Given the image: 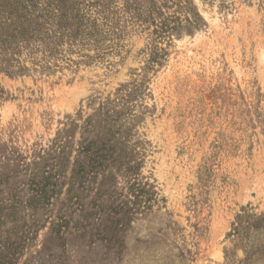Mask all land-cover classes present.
I'll return each instance as SVG.
<instances>
[{"label":"rangeland","instance_id":"rangeland-1","mask_svg":"<svg viewBox=\"0 0 264 264\" xmlns=\"http://www.w3.org/2000/svg\"><path fill=\"white\" fill-rule=\"evenodd\" d=\"M38 1L74 21L0 53V207L54 195L0 264H264V0Z\"/></svg>","mask_w":264,"mask_h":264},{"label":"trees","instance_id":"trees-1","mask_svg":"<svg viewBox=\"0 0 264 264\" xmlns=\"http://www.w3.org/2000/svg\"><path fill=\"white\" fill-rule=\"evenodd\" d=\"M51 6L44 9L38 0H0V53L20 57L22 51H28L29 55L46 52L45 56L53 60L58 54V47L63 43L62 35L68 28L66 26L69 22L73 23L74 19L72 10L71 16L67 17L64 11L61 12L63 9L59 5ZM49 24H56L57 27L48 28ZM62 24L65 27H61ZM69 26L72 28V25ZM192 26L194 29L195 26ZM189 33H192V30ZM69 35L74 37L75 33ZM39 62L42 61H37L36 64L39 65ZM40 69L48 70L47 67ZM18 70L16 74L28 72L25 68ZM30 191L31 197L26 201L8 199L5 205L0 207L2 225L8 220L15 224V214L18 209L37 211L50 205L54 195L53 186L45 189L31 185ZM2 247L11 249L10 246L2 245ZM0 261L2 262V259Z\"/></svg>","mask_w":264,"mask_h":264}]
</instances>
